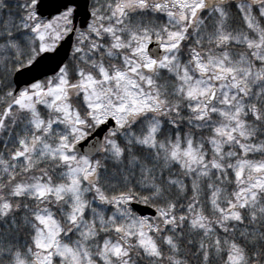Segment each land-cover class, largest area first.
Wrapping results in <instances>:
<instances>
[{"label":"snow or ice","instance_id":"6c2138e0","mask_svg":"<svg viewBox=\"0 0 264 264\" xmlns=\"http://www.w3.org/2000/svg\"><path fill=\"white\" fill-rule=\"evenodd\" d=\"M5 7L0 0V11ZM17 7L23 15H9L25 30L26 47L14 22L0 17V48L15 51L10 64L5 60L0 130L12 138L22 124L23 134L14 138L13 163L0 156L7 177L0 179V217L21 208L30 213L24 225L31 244L24 252L0 249L9 255L0 264H139L133 250L149 264H188L180 250L196 243L194 235L200 264H264V159L247 158L264 152V0L237 5L247 30L207 0H97L86 30L75 29L71 74L67 63L58 64L44 80L14 88L7 81L11 67L24 69L54 53L74 30L72 0L50 18L38 14V0ZM150 11L166 22L145 21ZM101 127L103 139L89 143ZM193 128L207 134L198 137ZM82 141L89 147L81 154ZM93 150L139 179L109 195ZM230 170L237 186L228 193L222 185ZM188 180L192 195L177 216L172 193L187 195ZM19 197L29 202L13 203ZM97 200L113 213L93 207ZM133 202L151 205L155 214H137ZM241 210L247 223L237 236L246 220ZM233 220L238 224L230 229Z\"/></svg>","mask_w":264,"mask_h":264},{"label":"trees","instance_id":"16d2710c","mask_svg":"<svg viewBox=\"0 0 264 264\" xmlns=\"http://www.w3.org/2000/svg\"><path fill=\"white\" fill-rule=\"evenodd\" d=\"M102 3H106V0H101ZM3 4L6 5V7L0 11V17H3L6 20L9 21H13V16L9 15V12L13 13V14H19L20 16L23 15V12L21 11L20 8L17 7V5H23L24 4V0H3ZM92 4V0H89V7ZM226 11L229 13V21L231 23L234 24V26L236 27H240L242 28V20H241V16L239 14L240 10L238 9V7L236 6V4H231L226 6ZM256 14V13H254ZM151 20V19H149ZM15 26L13 28V33H20L21 35L18 36V40L24 41L25 43L21 45L22 48L26 47V43H27V37H25L23 35V33L25 32V30L23 29L22 25H20L18 23V21H13ZM243 29V28H242ZM245 30V29H243ZM195 38L190 39L189 41H186L184 44V48L182 49L183 52L187 53V45L189 43H192L194 41ZM2 43V42H0ZM240 47V46H237ZM15 56V51L13 50V52L11 53H6L3 51L2 48H0V94H2V91L4 90L3 88V83H4V72H5V60L9 61V64L11 63V60L13 59V57ZM185 57L187 58V56L185 55ZM184 57V58H185ZM185 58V59H186ZM64 63H67L69 65V69H70V74H71V70H72V66L76 63V61L73 59V52L72 49L70 51L69 56L67 57V59L65 60ZM16 70L15 67H11L8 71L7 74V81L11 83V86L14 87L13 82H12V74L13 72ZM45 78V77H43ZM74 78V77H73ZM0 107H2V104H0ZM38 108L41 110V112L43 113L44 109L41 106H38ZM162 121L164 122V126L170 127V125L167 124V116H161ZM9 126L11 127V121H8ZM182 127L185 128V130H187V126L186 124H182ZM21 132V134H23V127L22 124H18L17 127H13L12 128V138H9V133L6 130H0V156L3 157V159H10L11 160V152L15 151V148L17 147V145L14 143V138L16 136L17 132ZM193 131H195L196 135L199 137L200 135H206L207 132H201L198 129L193 128ZM121 142H123V138L121 137ZM259 137L254 138V140L252 142H259ZM139 151V149H137ZM237 150V149H234ZM238 151V150H237ZM247 156H250L251 158L255 159V160H260V159H264V152L259 151V150H254L252 152H249L247 154ZM94 160L99 159L101 161V175L102 177L105 178V183H106V189L108 191V194L111 195L112 190L115 189L116 191L122 190L123 187L125 186V184L128 183L129 180H138L139 177L138 175L133 178L131 176V174L126 173L125 171H123V169L126 167V165L124 164H118L116 161L111 160V159H107L105 154L102 152H96V154L93 156ZM22 163V161H20L19 163H17V167H16V172L19 173L20 172V167L19 165ZM177 172L179 171V168L177 167L175 169ZM0 179H3L5 182L7 180V177L3 175L2 171L0 172ZM229 183H225L222 185V187L227 188L228 193H231L232 191H234L236 189V178L234 176V173L231 172L230 170V175H229ZM188 184H189V191L187 192V195L184 194H177L175 192V190H173L172 196L174 198H176L178 200L177 203V212L176 215L179 216L180 212H179V208L180 205L182 204H187L188 202V198L192 195L191 191H190V186H191V181L188 180ZM92 195L93 194H86L87 198L89 200L92 199ZM19 199L21 201V203H25V202H29L28 199L26 197H19V198H14L13 199V203H15V200ZM223 200V199H222ZM99 200H97L95 202V204L93 205V207H96L98 204ZM35 202L32 201L30 202V206H34ZM107 206L111 207L112 205H108ZM245 217L246 220L244 222V224H239L238 225V231L236 233L237 236H239V230L243 229V227L245 226V224L247 223V216L248 213L246 210H241ZM90 211L88 210L87 212V218L88 217V213ZM209 217L211 218L212 214H211V206H208V213ZM28 215L29 218L31 217L30 213H26V211L21 208L19 210H14L12 213H10L7 217H0V249H6L9 245L12 246V251H16L17 249H19L21 252L26 251V249L29 247V245L31 244V235H30V231L28 229V227H26L24 225V216ZM13 220H15V225L13 224ZM213 222V226L216 227L217 231L221 234V236L223 237L224 232L222 229H220L218 226L215 225L214 220ZM177 223H179V221H177ZM238 222L236 221H230L229 222V228L231 229V227L233 225H237ZM254 227H256L257 229L260 228V225H254ZM183 231L186 234V239H187V224H185V227L183 229ZM229 237H231L232 233L231 231L228 233ZM113 238H115V233H112ZM192 239L194 241H196V243L192 246H188L185 243H182L181 246V250H180V256L182 259H186L188 261V264H200V261H202V256H198V254H196V249L198 247V241H199V237L198 236H193ZM102 242V239H101ZM9 258V255L7 253V251L4 252H0V260H6ZM133 259H137L139 260V264H149V261L147 259L138 257L135 255V250H133Z\"/></svg>","mask_w":264,"mask_h":264},{"label":"water","instance_id":"95a60500","mask_svg":"<svg viewBox=\"0 0 264 264\" xmlns=\"http://www.w3.org/2000/svg\"><path fill=\"white\" fill-rule=\"evenodd\" d=\"M66 0H38V14L43 18H50L52 15H56L57 11H62L61 5L65 4ZM74 6L73 13V25L74 30L66 37L63 38L62 42L58 45V50L54 53H48L40 58L33 65L28 66L24 69L15 70L12 74V82L14 88L19 85V87L25 86L27 82H31L34 79H41L43 77L52 75L54 70L57 69L58 64H63L64 61L69 56L72 48L73 38L75 29H84L90 19L89 14V0H72ZM152 47H155V42H153ZM19 71V75H17ZM18 90V89H17ZM111 126V125H109ZM105 129L101 127L99 130L95 131L91 137V141H95L97 138L103 139ZM89 147V144L81 142V154L83 148ZM96 152L93 150L90 155L93 157ZM132 208L137 214H143L145 216H152L155 214V209L151 205H145L139 202H133Z\"/></svg>","mask_w":264,"mask_h":264},{"label":"rangeland","instance_id":"374dc122","mask_svg":"<svg viewBox=\"0 0 264 264\" xmlns=\"http://www.w3.org/2000/svg\"><path fill=\"white\" fill-rule=\"evenodd\" d=\"M99 2L100 3H102V1L101 0H99ZM207 2L210 4V5H215V4H217V3H219V4H221L223 7H224V9L226 10V6H228V5H231V4H236V6L238 5V4H240V3H243L244 2V0H207ZM249 2H250V0H249ZM97 3V0H92V4L90 5V7H89V9L92 7V6H94L95 4ZM239 9V8H238ZM240 10V9H239ZM257 12H258V9H257ZM205 15H208V13L207 12H205L204 13ZM239 14H240V16H241V20H242V28L243 29H245V30H247L246 29V25H245V23H244V20H243V14L241 13V11L239 12ZM137 18H139V17H137ZM143 19L145 20V21H148L149 19H154L157 23H164V22H166V20H167V17L163 14V13H159V12H156V13H152L151 11L148 13V14H146L144 17H143ZM258 19H259V17H258ZM91 20V16H90V19H89V21ZM261 26H264V19H261ZM240 28V27H239ZM241 28V30H243ZM84 30H86V28L84 29ZM76 36H77V33H76V35H75V37H74V40H73V42L75 43V38H76ZM241 47L242 46H240V47H236V49L235 50H237V51H239V50H241ZM72 52H73V50H72ZM186 58V57H185ZM45 78H42V79H40V80H44ZM38 106H41L43 109H44V106L43 105H40V104H38L37 105V107ZM43 114L45 115V118L47 117V113H46V111H45V109H44V111H43ZM249 143H252V141H250ZM238 150V149H237ZM92 158V160L93 161H95L94 160V158L93 157H91ZM247 158H249V159H253V158H251L250 156H247ZM5 160H8L9 161V163L11 164V163H13V161L12 160H10V159H5ZM20 161H22V158H17V160L15 161V163L17 164V163H19ZM23 162V161H22ZM2 170H0V172H1ZM247 176H248V170L247 169H245V172H244V177H245V179H247ZM222 199H223V197H222ZM97 209H98V211H101V212H104L106 215H111L112 213H113V211H114V208H113V206H111V207H109V206H107L106 204H101V202L99 201L98 202V204H97ZM89 213H88V217H90V218H88V219H91V209H89Z\"/></svg>","mask_w":264,"mask_h":264}]
</instances>
